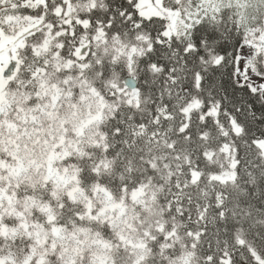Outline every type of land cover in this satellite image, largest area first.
<instances>
[{
	"label": "snow or ice",
	"instance_id": "snow-or-ice-1",
	"mask_svg": "<svg viewBox=\"0 0 264 264\" xmlns=\"http://www.w3.org/2000/svg\"><path fill=\"white\" fill-rule=\"evenodd\" d=\"M0 264H264V0H0Z\"/></svg>",
	"mask_w": 264,
	"mask_h": 264
}]
</instances>
